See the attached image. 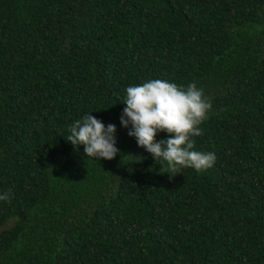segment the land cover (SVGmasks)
Here are the masks:
<instances>
[{"label":"trees","instance_id":"1","mask_svg":"<svg viewBox=\"0 0 264 264\" xmlns=\"http://www.w3.org/2000/svg\"><path fill=\"white\" fill-rule=\"evenodd\" d=\"M150 79L204 89L212 167L172 176L122 126ZM85 114L116 125L115 158L66 139ZM9 189L0 264H264V0H0Z\"/></svg>","mask_w":264,"mask_h":264},{"label":"clouds","instance_id":"2","mask_svg":"<svg viewBox=\"0 0 264 264\" xmlns=\"http://www.w3.org/2000/svg\"><path fill=\"white\" fill-rule=\"evenodd\" d=\"M127 106L121 115V124L129 135L137 139L155 160L167 166L164 172L175 176L181 168L197 171L212 167L216 162L213 152L197 151L193 137L202 135L200 125L206 121L212 103L195 82L187 87L164 79H150L126 88ZM66 139L77 148L84 145L88 157L113 159L117 147L115 124L107 126L92 114H85L69 126ZM158 132H167L166 139L157 140ZM161 168V169H162ZM12 191L0 194V200L11 202Z\"/></svg>","mask_w":264,"mask_h":264},{"label":"rangeland","instance_id":"3","mask_svg":"<svg viewBox=\"0 0 264 264\" xmlns=\"http://www.w3.org/2000/svg\"><path fill=\"white\" fill-rule=\"evenodd\" d=\"M11 225V222H8L6 225H5V227H8V226H10Z\"/></svg>","mask_w":264,"mask_h":264}]
</instances>
